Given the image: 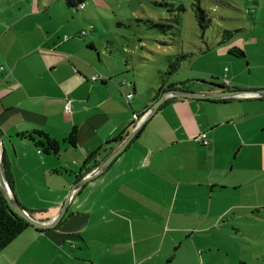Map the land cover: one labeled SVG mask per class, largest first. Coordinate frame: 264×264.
Here are the masks:
<instances>
[{
	"label": "crops",
	"instance_id": "obj_1",
	"mask_svg": "<svg viewBox=\"0 0 264 264\" xmlns=\"http://www.w3.org/2000/svg\"><path fill=\"white\" fill-rule=\"evenodd\" d=\"M18 1L0 4V151L16 199L39 221L60 213L66 189L117 150L166 90L264 89V20L258 34L249 33L257 23L241 26V44L219 40L228 53L208 57L221 72L170 80L180 67L165 76L161 64V86L144 91L136 78L116 77L114 42L101 50L97 26L82 35L86 22L97 25L86 3ZM38 130L60 143L59 153L26 136ZM204 133L208 144L195 140ZM263 189L264 95L169 96L111 165L73 192L56 227H28L0 252V264H205L207 222L239 210L246 191L262 198Z\"/></svg>",
	"mask_w": 264,
	"mask_h": 264
},
{
	"label": "rangeland",
	"instance_id": "obj_2",
	"mask_svg": "<svg viewBox=\"0 0 264 264\" xmlns=\"http://www.w3.org/2000/svg\"><path fill=\"white\" fill-rule=\"evenodd\" d=\"M18 2L0 0V4L6 5ZM85 3L93 18L97 14V25L93 20L92 24L86 22L82 35H90L97 26L101 50L106 52V41L114 42L111 64L119 72L116 77L125 76L124 80L130 81L132 76L144 91L149 87L159 89L164 77L159 71L161 64L165 73L176 66L181 54L186 57L170 80H178L189 71L221 72V62L208 57L214 52L228 53L226 44L222 46L219 40L232 37L227 43L241 44L240 40H244L240 36L244 34L241 26L250 31L257 23L249 33L258 34L264 20V0H86ZM215 42L218 44L214 45ZM207 49L212 50L200 57ZM171 54L174 65L163 62ZM66 191L63 204L71 189ZM244 197L240 199L239 210L221 222H207L210 229L207 239L212 249L204 252L205 264H264V189L260 199L250 197L247 191Z\"/></svg>",
	"mask_w": 264,
	"mask_h": 264
},
{
	"label": "water",
	"instance_id": "obj_3",
	"mask_svg": "<svg viewBox=\"0 0 264 264\" xmlns=\"http://www.w3.org/2000/svg\"><path fill=\"white\" fill-rule=\"evenodd\" d=\"M259 94L264 95V89L260 90H229V91H222L216 94H207V93H201L196 91H190V90H183V89H169L166 90L161 97L152 105L151 109L146 113V115L143 117L142 123H139L137 125L136 129L133 131V133L122 143V145L115 150L111 155H109L98 167H96L94 170H92L90 173H88L83 179H81L79 182H77L73 188L71 189L68 197L66 198L62 209L60 213L52 220L50 221H39L32 216H30L25 209L21 206V204L16 199L10 185L8 178L6 176L3 163H2V157H1V151H0V188L2 193L4 194L6 200L8 201L9 205L12 207V209L22 218H24L26 221H28L31 225L41 228V229H48V228H54L56 225L61 221V219L64 217L68 203L71 199V196L73 192L84 185L87 181L91 180L92 178L98 176L103 170L107 169L111 163L117 158L119 154H121L126 147L129 145V143L133 140L134 136L137 134L138 130L142 127L143 123L157 110V108L162 104V102L166 99V97L169 96H181V97H193V98H208V99H224V98H230L234 96H240L244 94ZM1 144V142H0Z\"/></svg>",
	"mask_w": 264,
	"mask_h": 264
},
{
	"label": "trees",
	"instance_id": "obj_4",
	"mask_svg": "<svg viewBox=\"0 0 264 264\" xmlns=\"http://www.w3.org/2000/svg\"><path fill=\"white\" fill-rule=\"evenodd\" d=\"M66 4L73 8H78L86 0H65ZM229 35H232L230 31H226ZM228 36V35H226ZM186 57L185 54L177 56V64L173 68H170L164 74L170 75L177 70L182 59ZM175 61L169 62V64L174 65ZM226 78V75L223 77V80ZM231 83V82H230ZM225 85V84H224ZM163 91V88L159 91V95ZM129 94V93H128ZM127 96V95H126ZM133 98V96H132ZM131 98V99H132ZM128 103L131 102L127 100ZM29 139L33 140L37 146H39L44 152L47 153H59L61 146L60 143L51 138L46 132L38 130L26 135ZM77 131L73 129L70 136L67 138L68 141L74 143L76 141ZM28 221L19 216L9 205L4 194L0 188V252L8 246L18 235H20L28 227H32Z\"/></svg>",
	"mask_w": 264,
	"mask_h": 264
},
{
	"label": "built area",
	"instance_id": "obj_5",
	"mask_svg": "<svg viewBox=\"0 0 264 264\" xmlns=\"http://www.w3.org/2000/svg\"><path fill=\"white\" fill-rule=\"evenodd\" d=\"M83 7H84V4H81V5H80V8H83ZM3 69H4V66H1V67H0V70H3ZM98 77H99V76L96 75V76L94 77V79H96V78H98ZM224 84H225V85H229V84H230V80L227 79V78H225V79H224ZM132 96H133L132 93L128 94V95L126 96V97H127V100L130 101L131 98H132ZM65 108H66V111H67V112H70V111H71L70 103H67V105H66ZM195 140H196V141H201V142H203V143H205V144H208V143H209V140H208V138H207V134H206V133H204V134H202V135H200V136L195 137ZM136 264H140V263H136Z\"/></svg>",
	"mask_w": 264,
	"mask_h": 264
},
{
	"label": "clouds",
	"instance_id": "obj_6",
	"mask_svg": "<svg viewBox=\"0 0 264 264\" xmlns=\"http://www.w3.org/2000/svg\"><path fill=\"white\" fill-rule=\"evenodd\" d=\"M84 4V7H85V3H83ZM84 7L83 8H80V6H79V9H84ZM68 37L67 36H65V39H67ZM1 67V66H0ZM3 70H5V67H4V69ZM3 70H0L1 72L3 71ZM96 75H98L99 77L98 78H103L104 76L103 75H101L100 73H98V74H96ZM96 75H94L93 76V79H94V77L96 76ZM97 79V78H96ZM130 94V93H129ZM133 94V93H132ZM128 95V94H127ZM68 103H70V107H71V102L69 101ZM66 105H67V103H66ZM66 105H65V107H66ZM65 110H66V108H65ZM72 110V109H71ZM67 112V111H66ZM71 112V111H70ZM70 112H68V113H70Z\"/></svg>",
	"mask_w": 264,
	"mask_h": 264
}]
</instances>
